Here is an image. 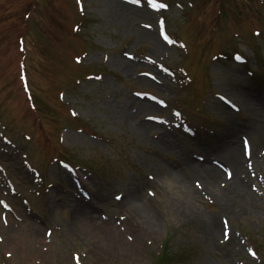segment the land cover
Here are the masks:
<instances>
[{
	"label": "rangeland",
	"instance_id": "374dc122",
	"mask_svg": "<svg viewBox=\"0 0 264 264\" xmlns=\"http://www.w3.org/2000/svg\"><path fill=\"white\" fill-rule=\"evenodd\" d=\"M0 264H264V0H0Z\"/></svg>",
	"mask_w": 264,
	"mask_h": 264
},
{
	"label": "bare ground",
	"instance_id": "6f19581e",
	"mask_svg": "<svg viewBox=\"0 0 264 264\" xmlns=\"http://www.w3.org/2000/svg\"><path fill=\"white\" fill-rule=\"evenodd\" d=\"M247 96V97H246ZM242 98V101L245 102V104L252 106V109L255 111L257 109L255 102V97L250 98L248 95H246ZM228 160L230 161L231 165L234 166L235 169V175L231 179L228 177H224V173L221 169L218 167H215L211 165L209 162H198V160L191 158L189 160V163L191 165H199L201 168H203L205 175L203 176V186H196V191L201 192L202 189L205 190H213L216 196L221 198L223 201H226L227 205L232 204L234 206V203L236 202L234 197L240 198L241 201L243 199H247L249 193L247 194V187L244 184V180L239 177L238 175V169L243 170L245 168V160L241 159V149L238 145L229 146V150L227 152ZM244 171V170H243ZM174 181L179 185V187L187 186L189 183L188 179L180 172V171H174ZM243 185V186H242ZM237 187V189H235ZM189 189V193L192 194V190L189 187H186ZM239 191V195L235 194L236 190ZM249 191V190H248ZM237 192V191H236ZM238 202V201H237ZM150 201L144 202L140 208L141 212L146 213L151 223L155 225L156 221H158V216L156 215L155 211L152 209V206ZM194 205V202H190L187 200L185 201H179L178 206H185L188 210H192ZM211 220L208 221V232L213 235H218L220 233V226L219 223L216 220H213V217ZM79 218H77L78 221ZM80 220H86L85 218L79 219ZM119 243L125 247V243L122 240H119Z\"/></svg>",
	"mask_w": 264,
	"mask_h": 264
},
{
	"label": "snow or ice",
	"instance_id": "6c2138e0",
	"mask_svg": "<svg viewBox=\"0 0 264 264\" xmlns=\"http://www.w3.org/2000/svg\"><path fill=\"white\" fill-rule=\"evenodd\" d=\"M153 6H156L155 3L153 4ZM161 7H163V5H160Z\"/></svg>",
	"mask_w": 264,
	"mask_h": 264
}]
</instances>
